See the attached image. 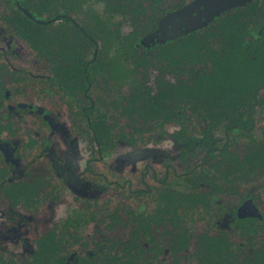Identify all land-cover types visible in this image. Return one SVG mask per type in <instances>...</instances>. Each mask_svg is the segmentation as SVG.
Masks as SVG:
<instances>
[{
	"label": "flooded vegetation",
	"instance_id": "obj_1",
	"mask_svg": "<svg viewBox=\"0 0 264 264\" xmlns=\"http://www.w3.org/2000/svg\"><path fill=\"white\" fill-rule=\"evenodd\" d=\"M174 1L0 0V264H264V59L203 48L173 91L175 40L264 0L165 36Z\"/></svg>",
	"mask_w": 264,
	"mask_h": 264
},
{
	"label": "trees",
	"instance_id": "obj_2",
	"mask_svg": "<svg viewBox=\"0 0 264 264\" xmlns=\"http://www.w3.org/2000/svg\"><path fill=\"white\" fill-rule=\"evenodd\" d=\"M128 1L129 4H126L128 10L136 13L138 10L146 9L143 6V2L145 0H124ZM150 4L153 5L154 2H158V0H149ZM186 0H177L173 3L169 4L164 10H179L181 6L185 4ZM105 3H109L110 5H117L121 3V0H105ZM117 3V4H112ZM25 4L29 5V9L32 12L37 13H55L58 11V4L70 5L71 0H25ZM42 5V6H41ZM124 9V7H121ZM151 9V8H150ZM112 8H109V11H112ZM153 10V9H152ZM235 13H239L242 10L246 12L254 13L260 12V9L256 8L253 3L244 4V6H235L230 9ZM174 12V11H173ZM216 19V18H214ZM220 22L215 23L214 21L209 22L206 26L202 27L199 30H195L193 32L188 33L182 38H178L175 40L174 51L178 55V60L175 58V62L181 71H187L189 73V79L181 80L179 84H173V91L175 94L182 93L184 91H198L200 90V72L198 64L202 60L201 58V50L208 52L213 59H222V60H242V59H264V40L259 39L258 35L260 33V28L264 27V19H262L263 23H258L256 19L255 22L251 25L242 23L240 21L244 20V15L233 14L226 15L220 17ZM234 21V22H233ZM203 25V24H202ZM201 27V25L199 26ZM243 27H247L248 33H252L254 40L245 41L241 39L240 29ZM215 28H219V31H215ZM234 32L237 34L238 40H224V47L220 56H215L216 48L214 45H206L204 46L202 43L205 42L202 37L205 35L206 37H213L215 33H220L222 36L231 35L230 33ZM112 34V33H111ZM263 35V31H262ZM54 40V31H47L46 42H53ZM189 66H186V61ZM228 62V61H227ZM225 64V63H224ZM240 61L238 62L239 67ZM176 101V99H175ZM116 136H120L121 134L115 132Z\"/></svg>",
	"mask_w": 264,
	"mask_h": 264
},
{
	"label": "water",
	"instance_id": "obj_3",
	"mask_svg": "<svg viewBox=\"0 0 264 264\" xmlns=\"http://www.w3.org/2000/svg\"><path fill=\"white\" fill-rule=\"evenodd\" d=\"M242 0H192L179 10L169 13L160 28L169 30L165 36H175L205 24L210 14ZM163 22V23H162Z\"/></svg>",
	"mask_w": 264,
	"mask_h": 264
}]
</instances>
